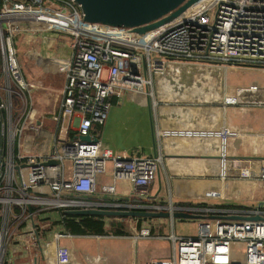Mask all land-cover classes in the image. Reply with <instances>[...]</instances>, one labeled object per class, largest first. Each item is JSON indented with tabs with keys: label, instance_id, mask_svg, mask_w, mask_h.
Masks as SVG:
<instances>
[{
	"label": "built area",
	"instance_id": "built-area-1",
	"mask_svg": "<svg viewBox=\"0 0 264 264\" xmlns=\"http://www.w3.org/2000/svg\"><path fill=\"white\" fill-rule=\"evenodd\" d=\"M32 23L43 25L40 30L66 36L70 52L63 60L27 55L63 72L58 112L50 118L55 130L49 136V148H45L44 125L31 120L29 110L22 122H17L29 100L13 40L37 33ZM81 23L82 14L73 0H0V263L14 234L24 227L33 228L40 213L60 211L61 221L63 211L91 208L92 204L79 196L94 193L95 177L104 173L106 161L111 163L112 182L125 180L132 186L131 199L148 197L160 156L128 157L101 151L92 135L104 125L112 99L126 93L147 94L152 75L169 62L264 71V0H199L180 18L143 36H133L122 27L110 30ZM221 105L264 107V87H238ZM27 132L31 139L25 146L21 138ZM85 136L88 141L80 140ZM37 145L41 151H33ZM66 160L71 166L69 180L63 167ZM49 161L54 164L45 165ZM22 169L27 171L26 182ZM229 179L264 183V164L257 159L221 156L218 181ZM41 187L47 192L38 191ZM101 190L106 194L115 191L113 183ZM206 197L221 201L223 193L211 191ZM126 208L203 217L226 215L202 219L194 237L170 233L165 237L171 245L170 258L142 264H264V200L256 208L232 210L147 203H128ZM63 236H52L53 264H71L57 246ZM147 237L146 229L135 236ZM232 244L242 245L238 261L232 260Z\"/></svg>",
	"mask_w": 264,
	"mask_h": 264
},
{
	"label": "crops",
	"instance_id": "crops-1",
	"mask_svg": "<svg viewBox=\"0 0 264 264\" xmlns=\"http://www.w3.org/2000/svg\"><path fill=\"white\" fill-rule=\"evenodd\" d=\"M31 36L32 34L24 35L19 40L29 39ZM54 48L59 58L48 57L35 51L17 50L25 55L33 54L37 59L41 56L63 60L70 54L68 44L65 42H59ZM32 58L27 64L34 72L54 66ZM262 73L264 74L263 70L251 68L169 62L163 70L152 75L147 94L126 93L119 99H112L104 125L92 132L100 150L118 152L128 157L160 156L155 179L148 189L147 198L133 200L130 183L125 180L112 182L109 165L103 174L95 177L94 193L91 196H79V199L90 202L91 208L100 211L146 213L156 212L149 209H127L126 205L147 203L172 208L197 206L232 210L244 208L237 206L241 200L257 203L263 201L264 183L233 179L224 183L218 181L221 156L240 160L257 159L264 164V107L221 105L223 98L232 95L238 87H264V78L260 76ZM229 74L236 77L226 83L225 78ZM39 76L42 74H36L33 79L28 76L25 80L28 85L26 95L32 105L31 120L43 125L44 121L36 116L42 117L48 113L52 117L58 112L64 77L38 80ZM49 147L48 141L45 148ZM27 149L31 150L32 147ZM33 150L41 151V147L37 145ZM112 183L115 190L113 194L102 192L103 187ZM211 191H221L223 200L207 199L206 194ZM40 192L46 193L47 189ZM104 204H115L119 207L102 206ZM46 212L55 215L52 224L54 229L62 228L60 211L49 210L40 213L35 218L37 222H34L33 228L24 227L14 234L9 246L7 245L4 250L0 264H53L54 246L41 249L40 238L46 235L39 222L44 220L41 215ZM214 216L226 215L208 217ZM93 217L103 218L105 228L111 222L119 227H122V223L129 224L134 226L137 232L146 229L149 237L136 239L126 233L123 236H114L110 233L103 236H76L58 232L64 235L60 238L63 245L61 253L69 257L71 264H139L134 253L138 241L149 238L166 240L165 237L169 234H165V229L172 220L121 216ZM160 228L164 230L162 233L155 232ZM56 230L53 234L57 233ZM91 240L96 243L95 246L91 245ZM101 240H104V243L109 242L105 244L106 248H109L110 252L112 250L117 252L118 255L112 260L98 263L101 260L98 259L99 256L109 254L108 251L103 252L104 244L100 243Z\"/></svg>",
	"mask_w": 264,
	"mask_h": 264
},
{
	"label": "rangeland",
	"instance_id": "rangeland-1",
	"mask_svg": "<svg viewBox=\"0 0 264 264\" xmlns=\"http://www.w3.org/2000/svg\"><path fill=\"white\" fill-rule=\"evenodd\" d=\"M212 15L213 13H210V18L212 20ZM40 26L44 27L43 25H39L37 23H32L31 24V28L33 29L34 32L37 33H33L32 36L29 39H23L22 41L19 40L20 37L22 36H17L14 38L13 40V47L16 50V55H17V62H18V66L20 68V72H21V76L22 79L25 81L28 76L33 79L36 74H42V76H39L38 80H43L44 78H56L59 76H63V72L60 71V68L56 67V66H52L51 68H48L46 70H41V71H35L33 70V68L31 66H29V64H27L29 62V59L31 57H28L27 55L23 54L20 51L23 52H37L39 54L42 55H46L48 57H53V58H59V55L56 54V51L54 50L55 46L59 44V42H65L67 43V37L66 36H60L55 32H46L45 29L40 30ZM19 41V42H18ZM18 49V50H17ZM66 58H68V56H66ZM64 58V59H66ZM34 60H36L35 58H32ZM238 68V67H237ZM262 78H264V74L262 73L260 75ZM236 77V76H235ZM233 75L229 74L225 79H226V83L228 81L234 80L235 78ZM29 97V96H28ZM28 106L27 109L25 110L24 114L22 115L20 121L17 120V122H22L23 118L25 117L27 110H29L32 107L30 101H28ZM41 120L44 121V131L43 133L46 134L47 136L45 137V143H47L49 141V136L52 135V133L55 130V125L54 123L51 121V115L47 114H43V116L38 117ZM49 134H47V133ZM31 139V135L27 132L24 133L22 135L21 138V144H26L29 142V140ZM36 151V150H33ZM116 154H119L118 152ZM109 165L111 166V163L109 161H106L105 163V168H109ZM63 167H64V172H65V177L66 180L70 179V170H71V166L69 161H64L63 163ZM27 171L26 169H22V178L24 180V182L27 181V175H26ZM38 191H46V189L41 188ZM237 206H241L244 208H256L257 206V201H250V200H241L238 202ZM41 216H43L42 218L44 220L39 222L40 228L44 231L45 235L44 237L40 238L41 241V249L44 250L46 249L48 246H53V231L56 230V228L54 229V225L53 222L55 220V215H53V213L51 212H46L44 214H42ZM68 217V216H66ZM34 222L36 223L37 221L34 220ZM202 221L201 220H179V219H172L171 223L168 224V227L165 229V234H170L172 233L175 237H180V238H189V237H194L197 235V226L198 224H200ZM122 230L123 232H125L127 235L133 236L135 237L137 235V231L135 229L134 226H129V224L126 223H122ZM53 227V228H52ZM56 227V226H55ZM156 229V228H155ZM57 233L61 232L62 234L65 233L63 227L60 230H56ZM164 230H162L160 228V230L155 231L158 233H162ZM28 233H31V231H28ZM59 234V233H58ZM49 235V236H48ZM52 235V236H51ZM11 242V241H10ZM9 242V243H10ZM8 243V246H9ZM100 243L104 244V251L107 253L108 256H99L98 259L100 260L98 263H100L101 261H105L107 262L108 259L112 260L114 256L118 255L117 252H114L113 250L110 252L109 248H106L107 243L109 242H105L104 240H101ZM91 245H96L95 242H93L91 240ZM62 239L58 240V249L62 250ZM112 248V247H111ZM60 250V251H61ZM230 250L232 251V260L233 261H238L241 259V255L243 252V248L242 245L240 244H232L230 246ZM98 252L101 254L102 252L98 249ZM135 256L137 257L138 261L140 262L139 264H142V262H146V261H151V260H159V259H169L170 255H171V245L168 241L164 240V239H158V238H149V239H145V240H139L138 244L136 245V248L134 250ZM104 254V253H103ZM234 255V256H233ZM130 256V255H129ZM111 257V258H109ZM94 260V259H91ZM142 261V262H141Z\"/></svg>",
	"mask_w": 264,
	"mask_h": 264
},
{
	"label": "water",
	"instance_id": "water-1",
	"mask_svg": "<svg viewBox=\"0 0 264 264\" xmlns=\"http://www.w3.org/2000/svg\"><path fill=\"white\" fill-rule=\"evenodd\" d=\"M82 14V23L98 24L105 29L117 27L125 28L133 36H143L149 32L169 24L185 14L186 10L199 0H73ZM80 140L88 141L89 137ZM52 161L45 165H53ZM65 216H116V217H146L179 220H200L199 215L183 212L166 211L156 213L134 211H100L97 209H83L63 211ZM234 220L238 217H225ZM255 219V218H254Z\"/></svg>",
	"mask_w": 264,
	"mask_h": 264
},
{
	"label": "trees",
	"instance_id": "trees-1",
	"mask_svg": "<svg viewBox=\"0 0 264 264\" xmlns=\"http://www.w3.org/2000/svg\"><path fill=\"white\" fill-rule=\"evenodd\" d=\"M102 220L103 218L101 217L93 216H63L61 219V225L66 233L76 236H103L106 233H110L114 236L124 235L125 232L122 231L121 227L109 222L107 228H105Z\"/></svg>",
	"mask_w": 264,
	"mask_h": 264
}]
</instances>
